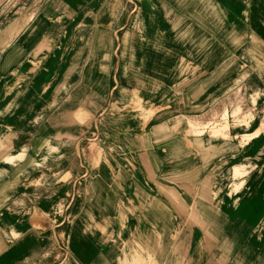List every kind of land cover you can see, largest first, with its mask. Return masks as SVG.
Returning a JSON list of instances; mask_svg holds the SVG:
<instances>
[{"label":"rangeland","instance_id":"374dc122","mask_svg":"<svg viewBox=\"0 0 264 264\" xmlns=\"http://www.w3.org/2000/svg\"><path fill=\"white\" fill-rule=\"evenodd\" d=\"M263 52L264 0H0V264L113 263L115 212L182 197L178 123L264 103Z\"/></svg>","mask_w":264,"mask_h":264},{"label":"crops","instance_id":"0c3cea01","mask_svg":"<svg viewBox=\"0 0 264 264\" xmlns=\"http://www.w3.org/2000/svg\"><path fill=\"white\" fill-rule=\"evenodd\" d=\"M211 144L212 148L199 150L198 160L195 154L183 153V166L178 157H172L180 168L179 180L172 186L175 190L184 188L180 189L181 198L171 191L175 201L157 196L155 202L141 201L139 212L129 218L116 216L125 221L124 238H131L133 248L138 243V250L128 245L129 250L116 253L111 264H147L149 257L155 264H208L202 262L205 253L215 254L214 264H264V177L258 180L256 170L250 182L252 190L240 196L236 204L222 195L216 200V180L227 173L225 155L233 150L240 155L243 147L217 139ZM196 162L204 164L197 174L192 168ZM203 207L217 213L209 221V228L214 226L210 231L208 227L201 229L198 210ZM218 222L223 226L220 236Z\"/></svg>","mask_w":264,"mask_h":264},{"label":"bare ground","instance_id":"6f19581e","mask_svg":"<svg viewBox=\"0 0 264 264\" xmlns=\"http://www.w3.org/2000/svg\"><path fill=\"white\" fill-rule=\"evenodd\" d=\"M264 53V52H263ZM264 56V54H262ZM259 93H254V102L257 104V101L259 99ZM231 101L224 105V106H218L217 108H214L210 114L207 115V118H193L192 116H187V120L185 123V128H181V124L183 122L178 123V133L183 131V133L186 137H193L191 139V143H189V146L192 148V155L193 151L197 153L196 157L198 160L199 156V150L201 149H207L212 148L211 141L214 139H217L218 141H223L224 143L226 141L235 142L240 144L243 149L242 153L240 155L234 154L235 151L233 150V153H231L229 156L225 155L227 158H224V163L227 164L224 175H221L216 180V194L214 197L216 200L219 201L218 197L220 195L224 196V198L234 199L235 204L238 201V198L245 194L246 192H250L252 190L251 181L255 175V171L259 169V174L257 176V179L260 180L264 177V137H262L261 130L262 128H256L254 129L252 126L255 124V118L254 116L256 114L263 113L264 115V103L259 107V109L255 110H249L245 109L244 105H242L243 100L242 97H234L230 99ZM259 105L253 106V108H258ZM230 112L233 114V117L235 121L233 123L230 119ZM264 119V116H263ZM180 135V134H177ZM253 142V146L249 147V145ZM194 144V146H193ZM188 146V140L187 143L183 141L181 138H177L173 141V144L170 145L173 149H178L180 147ZM139 147L142 149L143 144L142 142L139 143ZM54 150H50L49 155L53 154ZM181 151V149H180ZM182 152V151H181ZM185 153V152H184ZM174 154L176 157L180 159V164L183 166V159H186V155L183 153L181 156H178L177 150L174 151ZM100 153L97 154V158L99 157ZM177 162V161H176ZM204 166L202 162H196L192 168H195L196 174L200 172V167ZM188 167V165H187ZM97 172H103V179L98 180V183L100 185H104L109 179L104 177V173L107 170V167L105 165H96ZM17 172L14 173L13 177L11 176L10 181L8 182L6 188L9 187V185L13 184L14 178L16 176ZM179 184V183H178ZM182 185V184H180ZM187 187V185H186ZM229 187V189H228ZM235 197V198H234ZM157 196L149 197V202H155L157 201ZM168 201H175L174 198L168 199ZM206 210V214L204 215V211ZM203 210L199 209L198 213L200 215V220L202 223L201 229L203 231H206V228L208 227L209 231L214 228L212 225L209 228V221L212 218H215L217 213L216 211H211L209 209H206L203 207ZM121 214L124 218L128 216V214H123L120 212H115L114 214ZM130 216H128L129 218ZM123 226L125 228V221L119 220L117 223V226ZM3 226V230H6L5 226ZM217 233L220 236V233L222 231V224L221 222L217 223ZM124 241L121 242V247H126L127 245L131 244V248H133V243L131 242V238H124L122 236ZM101 241V248H99V252L107 253L110 249V246L106 244L105 240L102 239ZM128 241L130 243H128ZM137 246H135L132 250L137 251L138 250V243H136ZM203 256L202 262L205 261L209 263L208 264H214L212 261L215 258V254H207ZM118 255V254H117ZM208 258V259H205ZM205 262V263H206ZM147 264H155V261L153 258L149 257Z\"/></svg>","mask_w":264,"mask_h":264}]
</instances>
